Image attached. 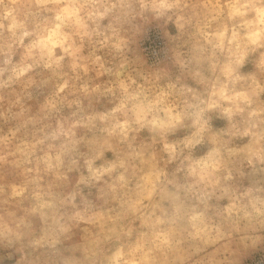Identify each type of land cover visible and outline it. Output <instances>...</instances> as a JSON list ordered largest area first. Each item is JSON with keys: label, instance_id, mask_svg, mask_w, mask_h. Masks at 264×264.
<instances>
[{"label": "clouds", "instance_id": "clouds-1", "mask_svg": "<svg viewBox=\"0 0 264 264\" xmlns=\"http://www.w3.org/2000/svg\"><path fill=\"white\" fill-rule=\"evenodd\" d=\"M0 264H264V0H0Z\"/></svg>", "mask_w": 264, "mask_h": 264}]
</instances>
